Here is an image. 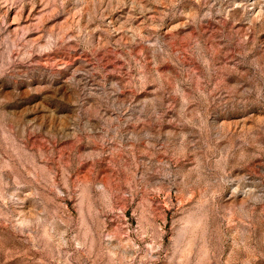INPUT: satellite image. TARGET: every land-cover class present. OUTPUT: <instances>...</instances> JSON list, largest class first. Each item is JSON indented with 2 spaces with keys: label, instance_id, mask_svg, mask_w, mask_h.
Wrapping results in <instances>:
<instances>
[{
  "label": "rangeland",
  "instance_id": "1",
  "mask_svg": "<svg viewBox=\"0 0 264 264\" xmlns=\"http://www.w3.org/2000/svg\"><path fill=\"white\" fill-rule=\"evenodd\" d=\"M0 264H264V0H0Z\"/></svg>",
  "mask_w": 264,
  "mask_h": 264
}]
</instances>
